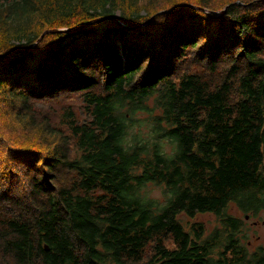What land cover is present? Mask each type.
<instances>
[{
    "label": "trees",
    "instance_id": "obj_1",
    "mask_svg": "<svg viewBox=\"0 0 264 264\" xmlns=\"http://www.w3.org/2000/svg\"><path fill=\"white\" fill-rule=\"evenodd\" d=\"M169 1L0 0V108L46 142L8 146L28 178L0 158V189L27 180L19 200L2 199L15 204L0 217L9 264H264V246L247 263L242 243V218L264 212V0ZM204 21L217 32L196 49L187 31ZM65 27L76 29L47 31ZM186 56L222 64L220 82L187 66L177 77ZM31 65L41 88L22 83ZM62 89L81 92L89 119L67 115L73 155L28 104ZM66 169L72 187L56 182Z\"/></svg>",
    "mask_w": 264,
    "mask_h": 264
},
{
    "label": "rangeland",
    "instance_id": "obj_2",
    "mask_svg": "<svg viewBox=\"0 0 264 264\" xmlns=\"http://www.w3.org/2000/svg\"><path fill=\"white\" fill-rule=\"evenodd\" d=\"M175 2H179L182 0H170ZM169 1V2H170ZM225 0H215L214 1V7L217 9H220L222 6V2ZM216 18V17H215ZM200 23V22H199ZM155 27V33H156ZM217 29L214 25H212L209 22H202L201 24H198L194 27V29H189L187 31L188 35H193L198 33L197 37V48H202V46H205L206 40L209 42L212 40V37L216 35ZM157 38H160L161 36L156 33ZM139 46H145V44H139ZM194 53L193 50H190L186 53L187 56H192ZM221 53L225 54L227 52L221 51ZM185 57L181 62V64L178 66L177 71V77H181L184 74V68L187 66V71L190 73H193L197 76H199L202 79L207 80L208 85H217L221 78L223 70L222 64H219L216 69L209 70L205 65L198 61H194L192 59H189V57ZM190 60V61H189ZM96 62V61H95ZM96 64V63H95ZM33 69L29 70L27 73L26 79L22 82L23 84H27L30 82L33 86H36L35 89L41 88V85H36L34 82L35 75H34V67L35 65H31ZM221 72V73H220ZM216 83V84H215ZM33 89V92L37 91ZM96 90H100V88H97ZM28 104L31 107V113L30 115L33 117L34 121L39 123L42 119L46 123L49 124L50 127H53L57 130H59L63 135L68 136L69 138V144H70V152L69 155H73L76 152L75 144H74V138L70 133L69 129V119L67 118V115L72 114V117L77 123L85 122L88 119V114L85 111L84 108V102L83 97L81 95V92H75V91H69L67 89H62L56 93H53L51 95H48L45 98H32L28 100ZM16 107H18V104H16ZM2 110V111H1ZM0 133L3 134L8 138V142L0 141V158H9L12 159L15 164L19 163L18 165H22L23 167H26V164L23 163L22 160H17L19 156H22V154H19L17 156L10 155L8 152V146L12 147H18V148H29L33 150H41L44 152L45 150V144L43 139L39 136L38 132L34 129H28L24 130L22 129V125H19V123L16 121L14 116L13 109H9L8 107L2 106L0 108ZM21 167V166H20ZM22 168V167H21ZM27 168V167H26ZM26 168H22L23 173L26 171ZM32 169L26 171V177L28 178L29 172ZM78 177L76 176V173L74 170L66 169L61 171L57 178L56 182L58 185L65 186V187H72L75 182L77 181ZM5 185L0 189H5ZM27 189V180L22 175L15 176L12 183H10L9 187H7L4 191V193L0 192V217L3 216L4 211H12L15 210V204L11 208H7L3 204L2 199H17L18 196L24 195L25 190ZM75 190L74 192H76ZM94 196H97L101 194L102 192L100 190H95L91 192ZM160 195V189L159 187L148 186V196H151L153 198H157ZM8 196V197H7ZM248 216V215H246ZM243 225L244 229L242 230L243 234H247V238L242 241L244 244L243 249L246 254V259L250 258V255L257 251L259 246H264V212L259 213L257 216H251L247 217L246 219H243ZM208 227L210 228L212 224L214 223V219L208 220ZM163 243L166 247H174V243L172 241L171 236L166 235L163 239ZM153 243H149L145 249H144V257L143 260L147 257L149 258L153 254ZM10 258L4 257L0 252V264H9ZM251 262L247 261V263ZM225 264H228L225 262Z\"/></svg>",
    "mask_w": 264,
    "mask_h": 264
},
{
    "label": "water",
    "instance_id": "obj_3",
    "mask_svg": "<svg viewBox=\"0 0 264 264\" xmlns=\"http://www.w3.org/2000/svg\"><path fill=\"white\" fill-rule=\"evenodd\" d=\"M223 11H225V10H223ZM220 13V12H219ZM100 19H103V18H96V19H93V20H91V21H88V22H86V24L87 23H90V22H92V21H96V20H100ZM143 25V24H142ZM74 29H76L75 27H70V28H56V29H49V30H47V31H52V32H59V31H68V30H74ZM44 33V32H43ZM43 35V34H42ZM41 35V36H42ZM45 249H47V247L45 248Z\"/></svg>",
    "mask_w": 264,
    "mask_h": 264
},
{
    "label": "bare ground",
    "instance_id": "obj_4",
    "mask_svg": "<svg viewBox=\"0 0 264 264\" xmlns=\"http://www.w3.org/2000/svg\"><path fill=\"white\" fill-rule=\"evenodd\" d=\"M257 8V7H256ZM82 27V26H81ZM216 84V83H215ZM1 94V93H0ZM33 129V128H32Z\"/></svg>",
    "mask_w": 264,
    "mask_h": 264
}]
</instances>
